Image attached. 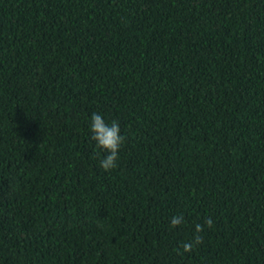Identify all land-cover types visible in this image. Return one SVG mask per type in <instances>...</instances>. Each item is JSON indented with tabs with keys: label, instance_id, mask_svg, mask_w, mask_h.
I'll return each instance as SVG.
<instances>
[{
	"label": "trees",
	"instance_id": "16d2710c",
	"mask_svg": "<svg viewBox=\"0 0 264 264\" xmlns=\"http://www.w3.org/2000/svg\"><path fill=\"white\" fill-rule=\"evenodd\" d=\"M0 264H264V0H0Z\"/></svg>",
	"mask_w": 264,
	"mask_h": 264
},
{
	"label": "clouds",
	"instance_id": "9594fccd",
	"mask_svg": "<svg viewBox=\"0 0 264 264\" xmlns=\"http://www.w3.org/2000/svg\"><path fill=\"white\" fill-rule=\"evenodd\" d=\"M90 131L92 133V139L96 141V146L107 153L99 162V166L104 170H111L117 166V159L121 144L124 142L125 137L120 134L119 123L113 120L110 124L106 123L102 116L96 112H93L90 117ZM184 217L174 216L170 225L176 227L180 225ZM205 225L211 227L213 221L211 218L205 221ZM204 229V225L197 223L195 225V235L191 242H184L182 247L184 251H192L195 245L202 243V237L199 235Z\"/></svg>",
	"mask_w": 264,
	"mask_h": 264
}]
</instances>
